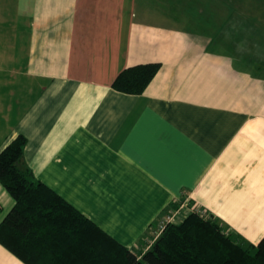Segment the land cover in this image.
<instances>
[{"label":"crops","instance_id":"1","mask_svg":"<svg viewBox=\"0 0 264 264\" xmlns=\"http://www.w3.org/2000/svg\"><path fill=\"white\" fill-rule=\"evenodd\" d=\"M160 67L141 94L111 86ZM120 244L205 210L264 235V0H0V150ZM14 200L0 183V222ZM179 219V220H178ZM0 264H25L0 244Z\"/></svg>","mask_w":264,"mask_h":264},{"label":"trees","instance_id":"2","mask_svg":"<svg viewBox=\"0 0 264 264\" xmlns=\"http://www.w3.org/2000/svg\"><path fill=\"white\" fill-rule=\"evenodd\" d=\"M159 67L128 66L111 86L141 94ZM25 144L18 135L0 150V183L14 200L0 222V244L25 264H264V235L246 244L196 211L166 223L142 253L120 244L34 177L23 161Z\"/></svg>","mask_w":264,"mask_h":264},{"label":"built area","instance_id":"3","mask_svg":"<svg viewBox=\"0 0 264 264\" xmlns=\"http://www.w3.org/2000/svg\"><path fill=\"white\" fill-rule=\"evenodd\" d=\"M198 212H200L203 216H207V213L205 210H202V209H196ZM168 222H171V217L170 216H167L165 218H163L161 220V223H160V228H159V232L157 233L159 235V233L163 230L164 226L166 223Z\"/></svg>","mask_w":264,"mask_h":264},{"label":"rangeland","instance_id":"4","mask_svg":"<svg viewBox=\"0 0 264 264\" xmlns=\"http://www.w3.org/2000/svg\"><path fill=\"white\" fill-rule=\"evenodd\" d=\"M192 211H196L198 214H200L201 216H203L200 212H198L196 209H193ZM191 212V211H189ZM188 212V213H189ZM179 220V219H178ZM183 220V219H182ZM172 222V221H171ZM181 222V221H180ZM161 223V222H160ZM176 223V222H175ZM178 223V222H177ZM159 228H160V224H159V227L155 230V235L159 232Z\"/></svg>","mask_w":264,"mask_h":264}]
</instances>
